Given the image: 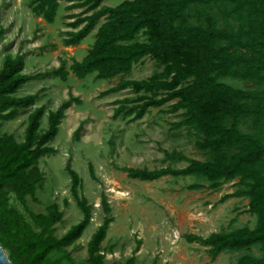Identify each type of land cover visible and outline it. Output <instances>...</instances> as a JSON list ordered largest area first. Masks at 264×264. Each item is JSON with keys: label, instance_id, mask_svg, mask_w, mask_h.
<instances>
[{"label": "trees", "instance_id": "obj_1", "mask_svg": "<svg viewBox=\"0 0 264 264\" xmlns=\"http://www.w3.org/2000/svg\"><path fill=\"white\" fill-rule=\"evenodd\" d=\"M69 5L67 11L73 21L67 26L62 39L64 47H76L92 31L101 18L94 41L86 55L77 61L71 58L45 73H22V54H4L0 68V123L13 121L20 112L31 109L39 94L18 96L17 92L30 81L54 76L65 82L69 73L76 79L93 75L95 80L119 77L100 97L129 91L131 97L115 100L112 116L141 119L151 108L158 109L168 103L165 113L177 114L181 119L172 124L173 130L186 129L195 138V148L208 159L187 158L177 151H163L167 161L184 162L183 168H122L132 180L153 182L162 177H195L208 183L190 184L188 191L209 189L218 191L228 182L236 181L234 192L223 195L219 202L241 198L247 200L248 213L255 217L252 228L241 227L232 231L214 232L203 238L185 234V242L206 248L210 261L227 252H247L238 257L236 264H264V142L257 134H244L239 126L249 120L253 130L261 133L264 124V91L242 90L223 82V79L264 85V0H29L30 13L52 24L59 2ZM105 1H117L102 6ZM216 8L225 22L218 27L212 10ZM228 20L235 25L228 24ZM4 34L0 27V38ZM142 36L143 41L138 37ZM149 58L157 67L142 80L125 79L134 65ZM81 101L70 93L59 107L47 111V127L40 128L44 106L34 107L26 117L23 139L17 142L11 134H0V247L7 250L11 264H74L66 248L82 235L91 220L92 207L79 195L81 179L71 168L70 159L64 171L70 178V194L81 212V220L61 237L55 236V225L62 221L63 213L53 203L46 214L28 211L32 225L15 208L8 207V194L25 206L26 198L34 199L35 190L44 181L37 167L44 155L54 154L49 146L58 133L65 110ZM83 126L73 132L78 141ZM90 177L93 168L88 165ZM67 206V202H64ZM102 223L86 243L84 264H104V241L112 222L111 209L104 194L100 195ZM33 226V227H32ZM140 245L138 241L137 247ZM257 247L259 255L248 253ZM62 256L50 261L53 253ZM134 254V253H133ZM136 264L132 255L124 263ZM151 264H155L152 262Z\"/></svg>", "mask_w": 264, "mask_h": 264}, {"label": "rangeland", "instance_id": "obj_2", "mask_svg": "<svg viewBox=\"0 0 264 264\" xmlns=\"http://www.w3.org/2000/svg\"><path fill=\"white\" fill-rule=\"evenodd\" d=\"M28 2L0 0V27L4 30L0 38V68L6 53L11 56L24 55L26 74L31 75L57 68L59 60H64L68 68L71 58L82 59L93 43L95 30L82 41L84 47L79 46L76 50L62 45L67 23L65 15L78 13L80 9L68 12L61 3L54 23L46 25L42 20L32 17ZM117 3L105 1L101 5L113 7ZM212 14L216 17L218 27H224L225 22L216 8ZM103 21L101 18L98 24ZM227 23L235 25L232 20ZM138 40L143 41V37H138ZM156 69L153 60L144 58L141 64L134 66L128 78L142 80ZM118 80L97 81L93 75L79 80L70 73L65 82L47 76L25 84L17 92L18 96L36 92L39 94L31 109L20 112L13 121L0 123V134H11L17 142L23 139L27 114L34 107H45L40 121V128L45 129L47 111L57 109L69 93L81 103L73 104L65 111L66 118L62 120L54 140L49 143L55 153L39 159L37 167L43 173L44 181L35 190L34 199L27 197L25 206H22L12 194H8V207L18 210L24 220L32 225L27 210L35 214H46L47 207L55 203L63 213L62 221L55 225V236L64 235L82 218L70 194V178L64 171V165L70 159L71 168L81 179L79 195L92 207L89 225L81 237L66 248L74 264H84L87 258L86 243L102 223L101 194L107 198L112 217L101 243L104 264L124 263L132 255L136 264H236L238 257L247 252L223 253L212 262L206 248L196 243L189 244L183 238L185 234L205 238L214 232L254 226L255 217L245 213L246 199L234 198L219 202L223 195L238 188L236 181L223 184L215 192L209 189L188 191L186 186L190 184L207 187L208 183L201 178L170 176L153 182H142L129 179L121 171L122 168L154 170L167 166H186L184 162L167 161L163 155L164 150L181 152L187 158L199 161L208 158L195 148V138L188 130L172 129V124L181 119V111L175 115L165 113L172 102L158 109H149L141 119L135 120L131 116L114 118V101L132 95L129 91L103 97L99 95ZM222 81L237 89L264 91V85L254 86L249 82L231 79ZM79 124H82L83 129L76 141L72 134ZM239 130L244 134H257L264 142V124L261 133H258L252 129L250 121L245 120ZM89 164L93 168V179L88 171ZM117 192L122 196H118ZM65 201L67 206H64ZM138 241L140 245L134 252ZM3 253L8 258V251L3 250ZM248 253L257 256L259 250L254 247ZM61 256L62 253L53 252L48 259L54 261ZM62 264L69 263L63 260Z\"/></svg>", "mask_w": 264, "mask_h": 264}, {"label": "crops", "instance_id": "obj_3", "mask_svg": "<svg viewBox=\"0 0 264 264\" xmlns=\"http://www.w3.org/2000/svg\"><path fill=\"white\" fill-rule=\"evenodd\" d=\"M61 3L64 4L65 7L69 5V4L66 3V2L60 1V2H59V6H60ZM58 11H59V8H58ZM58 11H57V14H58ZM66 11H67V10H66ZM29 12H30V11H29ZM68 12H69V11H68ZM30 14H31V13H30ZM57 14H56V16H57ZM68 14H72V13H68ZM68 14H66L65 16H67ZM31 15H32V14H31ZM32 17H33V18H37V19L42 20L41 18H39V17H35V16H33V15H32ZM55 19H56V18H55ZM65 19H66V21H67V23H66V30H65V32H66V31L72 30L70 27L67 26V24L70 23V22H72L73 20H72V19H67L66 17H65ZM42 21H43L46 25H51V24H47L44 20H42ZM54 21H55V20H54ZM103 22H104V21H103ZM103 22H102V23H103ZM53 23H54V22H53ZM53 23H52V24H53ZM102 23H100V24L97 23V24L94 26V28L92 29L91 32H93V31L95 30V33H96L98 27H99ZM65 32H63V35L65 34ZM91 32H90V33H91ZM90 33H89V34H90ZM95 33H94V36H95ZM89 34H88V35H89ZM88 35H87V36H88ZM87 36H86V37H87ZM86 37H85V38H86ZM63 38H65V35H64ZM85 38H84V39H85ZM84 39H83V40H84ZM83 40H82V41H83ZM82 41H81V43H80L78 46H76V47H71V46H69V47H64V48H76V50H77V47H79V46H83V47H84V45H82ZM93 41H94V40H93ZM85 47H86V46H85ZM86 48H87V47H86ZM86 48H83V49H86ZM88 49H89V48H87V50H88ZM86 52H87V51H86ZM85 55H86V53L84 54V56H85ZM84 56H83V57H84ZM83 57H82V58H83ZM74 59H75V58H74ZM23 60H24V68H23L22 73L25 74V75H31V74H26V71H25V56H24V55H23ZM75 60L80 61L81 59H75ZM140 64H141V63H140ZM137 65H138V64H137ZM134 66H136V65H134ZM134 66H133V68H134ZM133 68H132V70H131V73H130L128 76H126L125 79H131V78H128V77L133 73ZM36 74H37V73H36ZM69 74H70V73H69ZM33 75H34V74H33ZM71 75H72V74H71ZM90 76H91V75H90ZM68 77H69V75H68ZM68 77H67V78H68ZM117 78H119V77H117ZM114 79H115V78H114ZM39 80H40V79H39ZM135 80H136V79H135ZM66 81H67V80H66ZM97 81H98V80H97ZM30 82H31V81H30ZM117 82H118V81H117ZM28 83H29V82H28ZM26 84H27V83H26ZM24 85H25V84H24ZM24 85H23V86H24ZM23 86H22V87H23ZM110 88H111V87H110ZM21 89H22V88H21ZM108 89H109V88H108ZM36 93H37V92H36ZM32 94H35V93H32ZM32 94H26V95H32ZM112 94H117V93H112ZM112 94H108V95H112ZM108 95H106V96H108ZM21 96H25V95H21ZM73 97H74V96H73ZM75 98H76V97H75ZM66 100H67V99H66ZM64 101H65V100H64ZM71 105H73V104H71ZM71 105H70L65 111H67V110L71 107ZM54 110H56V109H54ZM54 110H53V111H54ZM46 115H47V114H46ZM43 116H44V115H43ZM65 118H66V113H65V117H64L62 120H64ZM61 122H62V121H61ZM60 124H61V123H60ZM59 126H60V125H59ZM58 128H59V127H58Z\"/></svg>", "mask_w": 264, "mask_h": 264}, {"label": "water", "instance_id": "obj_4", "mask_svg": "<svg viewBox=\"0 0 264 264\" xmlns=\"http://www.w3.org/2000/svg\"><path fill=\"white\" fill-rule=\"evenodd\" d=\"M0 264H11L8 258L4 255L3 249L0 247Z\"/></svg>", "mask_w": 264, "mask_h": 264}, {"label": "bare ground", "instance_id": "obj_5", "mask_svg": "<svg viewBox=\"0 0 264 264\" xmlns=\"http://www.w3.org/2000/svg\"><path fill=\"white\" fill-rule=\"evenodd\" d=\"M116 194H117L118 196H122V194H120V192H117Z\"/></svg>", "mask_w": 264, "mask_h": 264}]
</instances>
